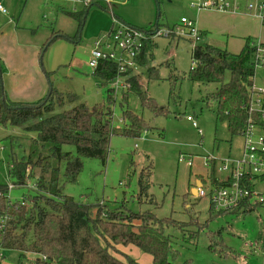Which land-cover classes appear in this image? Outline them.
I'll use <instances>...</instances> for the list:
<instances>
[{"label":"rangeland","instance_id":"374dc122","mask_svg":"<svg viewBox=\"0 0 264 264\" xmlns=\"http://www.w3.org/2000/svg\"><path fill=\"white\" fill-rule=\"evenodd\" d=\"M228 1L237 8L236 11L213 8L198 11L191 5V0H130L129 4L120 0L114 3L113 14L117 19L120 18L116 14L135 24L155 19L151 25L160 22L170 28L181 24L182 18L193 20L199 30L207 33V39L202 42L227 48L231 53H239L247 38L255 43H264V23L258 11L247 8L254 0ZM1 2L9 12L7 16L13 25H17L24 34L21 41L31 40L44 48L39 56V66L47 90L51 81L59 91L76 94L79 101L89 106H109L113 113V127L117 129L129 124L128 118L123 115L126 108L147 123L140 136L113 135L105 162L99 158H85L77 181L64 183L66 194L76 201L92 204L94 214L98 205L111 211L151 212L160 219L165 218L166 223L172 224L165 229V233L171 236L176 254L171 257V264H264V206L217 215L210 212L209 195L197 197L192 193L198 179H208L210 170L204 164V157L214 154L219 161L239 158L243 137L230 130L228 121L217 120V105L212 93L219 84L189 79L188 72L194 60L190 40L184 37L177 38L180 40L157 38L151 46L153 59L133 72L142 88L165 110L155 113L149 107H143L139 97L128 92L129 89L120 91L116 96L112 94L110 98V84H104L94 74V68L89 66L95 41L108 34L111 26L107 27V22L113 23L111 11L90 6L84 27L76 36L79 25L68 13L73 12L74 7L77 11L86 10L83 4H66L60 8L44 0ZM25 3L27 6L24 9ZM157 18L159 21H156ZM7 19L0 14V21ZM62 34H67L72 40L61 37ZM6 50L10 54L11 49ZM5 61L6 58L0 54L4 88ZM151 67H154L158 77L150 78L148 68ZM181 76L183 78L174 84L171 96L173 80L170 77ZM255 80L257 84L264 85V68H257ZM33 82L38 83V80ZM10 94L15 100L28 98V91L21 87ZM75 104L65 103L61 110ZM187 116L193 117L196 127ZM9 136H16L19 141L13 142ZM30 137H36V133L25 132L12 125H0V184L13 185L9 191L10 205L21 200L35 185L36 177H31L27 186H14L9 173L13 162L11 154L20 158L24 148L29 151ZM64 149L75 151L69 145ZM38 154L45 157L48 150L39 146L33 154L34 160ZM181 157L184 160H180ZM188 159H192V165L187 164ZM147 170L152 172L148 194L154 199L153 203L148 198L138 197L140 174ZM38 173L39 170L34 168L30 175L38 176ZM205 189L208 192L209 185H205ZM218 233L234 253L222 251V248L211 250V237ZM118 248L120 252L117 256L122 259L128 255L140 264H154L150 254L133 244L118 245ZM1 252V264L19 262L20 251L3 248ZM35 258V254L28 253L23 264H31Z\"/></svg>","mask_w":264,"mask_h":264},{"label":"trees","instance_id":"16d2710c","mask_svg":"<svg viewBox=\"0 0 264 264\" xmlns=\"http://www.w3.org/2000/svg\"><path fill=\"white\" fill-rule=\"evenodd\" d=\"M92 5L94 3L86 6V10L68 13L79 23L76 36L80 35ZM155 24L164 25L159 22ZM201 32L204 37L206 32ZM61 37L72 40L67 34ZM253 43L251 38H247L239 53H231L227 48L206 42L198 43L192 48V59L198 64L191 66L188 72L192 81L219 84L212 93L217 105V120L228 121L230 130L240 135L247 118L244 105L249 99L254 74ZM43 50L41 48V53ZM138 61L144 66L145 55ZM116 70V64L101 62L94 69V74L105 84L116 75ZM1 71L0 65V125H12L25 132L36 133V137L28 139L29 151L24 148L20 158L11 154L13 162L9 171L14 186H27V180L31 177H36L35 185L28 189L21 200L10 205V186L0 184L1 246L20 251L17 264H23L28 253L36 255L31 264H140L128 255H124V259L117 256L120 252L118 245L130 244L150 254L154 264H171L170 259L176 254L171 236L165 233V229L172 224L166 223L165 218L160 219L151 212L111 211L98 205L94 214L92 204L76 201L64 189V183L77 181L85 158L106 161L113 135L140 136L147 124L144 118L137 117L126 108L123 115L128 118L129 124L117 129L113 127V113L109 106H89L79 101L78 95L59 91L51 81L47 94L37 101H16L7 94ZM148 72L150 78L158 77L154 67L148 68ZM46 75L49 77L47 72ZM181 78L183 76L170 77L173 80L171 96L174 84ZM130 81L128 92L136 94L143 107L158 113L165 112L142 88L136 76ZM112 94L109 89L110 98ZM74 102L76 104L72 107L61 110L65 103ZM9 137L13 142L19 141L16 136ZM66 145L74 147L75 151L65 150ZM39 146L40 149H47L48 155L43 157L38 154L34 160L33 154ZM34 168L39 170L38 176L30 175ZM151 174L150 170L140 174L138 197L148 198L153 203L154 199L148 194ZM245 206L223 212H215L211 208L210 212L219 215L255 208L254 205ZM210 248L212 251L222 248V251L234 253L224 244L219 233L211 237Z\"/></svg>","mask_w":264,"mask_h":264},{"label":"built area","instance_id":"2783aa9c","mask_svg":"<svg viewBox=\"0 0 264 264\" xmlns=\"http://www.w3.org/2000/svg\"><path fill=\"white\" fill-rule=\"evenodd\" d=\"M81 3L88 6L93 3L111 5L119 0H45ZM191 5L199 10L217 9L236 11L228 0H191ZM126 3V0H123ZM251 11L257 12L264 23V0H254L247 5ZM111 11V10H110ZM0 12L7 13L0 0ZM113 14V13H112ZM112 28L108 34L97 39L91 52L89 66L96 69L101 62L116 64V75L109 80L110 89L116 96L120 91L131 87L134 70L140 67L139 58L151 48L157 38L177 39L184 37L195 46L202 42L203 34L195 21L181 19V24L172 28L168 25L138 27L117 19L113 14ZM254 74L249 88V99L244 108L247 113L246 122L241 132L243 137L242 155L237 159H221L214 154L204 157V164L209 168L208 179H202L198 187L197 197L209 195L211 208L215 212L231 211L239 207L264 206V85L256 83L257 68H264V43H253ZM198 62L193 60L192 67ZM196 127L192 116H187ZM180 160H184L181 157ZM192 165V159L187 160ZM214 172V173H213ZM214 174V175H213ZM214 177V178H213ZM209 185V191L205 189ZM10 186V185H9ZM13 187L10 186V189ZM0 245V258L3 257Z\"/></svg>","mask_w":264,"mask_h":264},{"label":"crops","instance_id":"0c3cea01","mask_svg":"<svg viewBox=\"0 0 264 264\" xmlns=\"http://www.w3.org/2000/svg\"><path fill=\"white\" fill-rule=\"evenodd\" d=\"M45 2L46 3L50 2L53 5V7H60V8H64L66 4H72L73 6L77 4H81V3L59 2V1L57 2L55 1L56 3H54V1H45ZM127 2H130V0H126V3ZM27 3L24 4V9L26 8ZM114 3H112L111 5H107L105 3L100 2V3H94V5L92 6H97L106 12H110L111 10V13H113ZM10 8L14 9V6H10ZM73 12H80V11H77L76 7H74ZM8 13L9 12L7 13L0 12V14H2L6 19L8 18L5 21H0V54L6 58V61H5L6 72L4 73L5 89H7V92L9 93V97L15 100L14 96H12L10 92L14 91V93H16V91L20 89V87L25 88L28 91V98L21 99V100L22 101L26 100V102L37 101L38 99L45 96L46 95L45 93H47L48 91L47 85L43 77L44 75L39 66V56L41 54V47H39L40 44L33 43L31 42V40H26L25 42L21 41L24 34L20 31L17 25H13L14 23L10 19L9 15L7 16ZM116 16L119 17L121 20L126 21L120 15L116 14ZM156 21H159L158 18ZM154 22H155V19L153 20L149 19L143 24H135L133 22H128V23H131L138 27H147ZM111 23L107 22V27L108 25L111 26L110 29L112 28ZM161 24L167 25L165 23H161ZM206 35L203 37L202 41H205V39H207ZM177 40H180V39H177ZM7 48L11 49L10 54H7V50H6ZM144 55L146 58V64L144 66H146L150 63V60L153 59V51L151 50V48H147V52ZM33 80H38V83H34ZM17 98L20 99L19 97ZM21 100H16V101H21ZM16 128H19V127H16ZM19 129L21 130V128ZM200 181L202 183V179H200Z\"/></svg>","mask_w":264,"mask_h":264},{"label":"water","instance_id":"95a60500","mask_svg":"<svg viewBox=\"0 0 264 264\" xmlns=\"http://www.w3.org/2000/svg\"><path fill=\"white\" fill-rule=\"evenodd\" d=\"M202 185V183H201V181L200 180H198L197 181V183H196V185H195V187L192 189V193L195 195V196H197V193H198V187H200Z\"/></svg>","mask_w":264,"mask_h":264}]
</instances>
